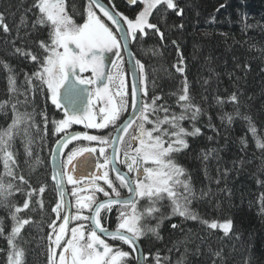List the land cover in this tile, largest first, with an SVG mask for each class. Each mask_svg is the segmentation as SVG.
<instances>
[{
    "label": "snow or ice",
    "instance_id": "1",
    "mask_svg": "<svg viewBox=\"0 0 264 264\" xmlns=\"http://www.w3.org/2000/svg\"><path fill=\"white\" fill-rule=\"evenodd\" d=\"M128 3L142 5L134 18L120 12L113 0H85L83 12L75 4L69 11L67 0H32L19 18L16 35L6 41L12 46L10 55L23 57L35 68L31 73L24 72L18 84L19 74L0 59V70L7 73L10 94L9 99L0 101V112L6 115L8 107L12 112L11 122L0 128V207L9 210L11 220L10 231L6 232L0 218V238L8 246L0 248V252L6 253L5 264H26L25 250L18 241H24L22 232L33 223V218L20 214L28 210L45 211L42 197L47 186L33 187L25 178L15 149L16 139L20 138L25 143V154L33 157L34 140L29 129L40 130L35 122L37 94L45 95L62 112V118L51 120L53 134L58 137L51 150L54 162L51 179L58 200L51 207L54 218L47 224L50 229L46 235L47 264H141L142 256L148 264H162L159 252L151 260L142 253L140 241L149 235L162 239L159 229L173 216L198 221L212 230L220 229L226 236L232 231L230 219L222 223L208 221L192 208L193 201L207 193L201 190L198 197L191 174L177 159L180 154H187L190 137L203 135L196 122L207 113L194 103L186 77L176 92L157 93L154 81L150 89L145 66L130 49V42L147 36L148 30L164 40L158 25L150 22L158 9L160 13L175 10L177 15L183 10L175 0H128ZM75 15L82 17L80 22ZM160 18L164 19L162 15ZM0 30L5 34L12 32L3 12ZM17 40L21 41L20 46ZM29 43L35 44L36 50L24 46ZM123 53L128 54L127 61ZM125 63L130 66V79ZM179 64H183L182 56ZM175 68L183 75V67ZM20 96L24 99H19ZM216 103L221 108L232 103L235 116L248 121L256 147L264 150V141L257 136L252 118L239 111L236 93L227 101L217 97ZM38 114L47 135V111ZM219 119L231 124L233 114L224 112ZM208 120V126L217 131L211 116ZM73 125L111 131L105 135L70 131ZM81 141L88 143H76ZM241 142L247 146L246 141ZM202 159L207 161L209 153L204 152ZM25 162L34 169L40 159L36 156ZM216 183H220L219 179ZM66 185L72 186L73 200H66ZM122 189L127 190V197H122ZM16 193L24 194L22 205L11 199ZM260 205L264 211V194ZM165 208L170 211H164ZM114 211L115 227L110 230L107 225ZM171 227L175 229L178 225ZM125 245L131 251L124 250ZM182 259L177 264H182Z\"/></svg>",
    "mask_w": 264,
    "mask_h": 264
},
{
    "label": "trees",
    "instance_id": "2",
    "mask_svg": "<svg viewBox=\"0 0 264 264\" xmlns=\"http://www.w3.org/2000/svg\"><path fill=\"white\" fill-rule=\"evenodd\" d=\"M175 2L183 10L181 15H177L175 10L160 13L158 9L150 20L164 33V40L148 30L147 36L133 42V49L145 66L150 89L154 81L155 92H176L186 77L194 103L207 113L196 122L203 135L190 137L187 154H180L177 159L191 174L198 197L201 190L207 193L202 199L194 200L192 208L208 221L222 223L230 219L233 228L226 236L220 229L212 230L198 221L173 216L165 220L159 229L162 239L157 240L149 235L142 240L143 247L149 260L159 252L162 264H177L182 258V264H264V211H261L260 205V198L264 194V150L256 147L248 121L235 116L232 103H225L222 108L216 103L217 97L227 101L232 93H236L239 111L252 118L257 136L264 141V0ZM31 3L32 0H0V12L5 14L12 29L10 34L0 30V59L7 61L19 74L18 84L23 80L24 72L31 73L35 65L23 57L10 55L12 46L6 41L16 35L19 18ZM67 3L69 11L71 5L75 4L82 12L83 0H67ZM27 15L32 18L31 13ZM161 15L164 19L160 18ZM74 18L78 22L82 19L80 15ZM23 31L21 29V35ZM16 44L20 46L21 41L17 40ZM24 46L36 50L33 43ZM180 56L183 57L182 65L179 64ZM176 65L183 67V75L176 71ZM6 76L7 73L0 70V101L10 96ZM19 99L23 100L24 97L20 96ZM35 105V122L40 130L29 129L34 140L31 146L33 157L25 154V143L20 138L16 139L15 149L20 171L25 178L33 187L47 186L42 197L45 211L28 210L20 214L31 216L33 223L22 232L27 242H18L25 250L26 264H47V224L52 218L50 210L53 204L48 159L56 138L51 124L56 111L45 95L37 94ZM27 107L28 111H32L31 106ZM44 109L49 118L47 135H44L43 121L38 114ZM224 112L233 114L231 124L227 121L222 123L219 119ZM11 116L10 107L6 115L0 112V128L11 122ZM208 116L212 117L211 123L217 131L208 126ZM185 126H188L187 121ZM208 137L213 139L209 140ZM242 140L247 142L246 147ZM213 149L215 151H211ZM204 152L209 153L207 161L202 159ZM36 156L40 163L33 169L25 161ZM217 179L219 184L216 183ZM11 199L22 205L25 196L16 193ZM32 206L38 207L35 204ZM164 211L170 209L165 208ZM0 218L4 220L5 231H10L9 210L0 207ZM172 224L178 227L173 229ZM7 247L6 240L0 238V248ZM165 257L168 259L165 260ZM5 262L6 253L0 252V264Z\"/></svg>",
    "mask_w": 264,
    "mask_h": 264
},
{
    "label": "flooded vegetation",
    "instance_id": "3",
    "mask_svg": "<svg viewBox=\"0 0 264 264\" xmlns=\"http://www.w3.org/2000/svg\"><path fill=\"white\" fill-rule=\"evenodd\" d=\"M105 2H106V0H105ZM113 2L115 3L116 8H117L120 12L124 13V14L127 15V16H128V15H131L132 12H135V10H133L134 8H135V9H139V8H140V4H139V3L136 4V5H133V6H128L126 3L121 2V0H113ZM126 6H128V7H126ZM135 6H136V7H135ZM121 7H122V8H121ZM125 7H126V8H125ZM133 7H134V8H133ZM129 12H131V13H129ZM128 13H129V14H128ZM131 44H132V42H131ZM131 46H132V45H131ZM123 56H124L125 61H127V60H126L125 53H123ZM124 67H125V70L128 71V78L130 79L131 76H130V74H129V70H128V65H127V63H125ZM127 115H128V113H125V114H124V117L126 118ZM71 130H74V131H75V130H79V131H81V132H87L88 134H100V135H105V134H107L109 131H111V129H104V130H99V131L96 130V129H85V128H83V127H77V126H74V125H73L72 129H70V131H71ZM76 143H78V144H87L88 142H86V141H81V142H76ZM70 147H71V145H70ZM65 152H67V149L65 150ZM124 170L126 171V169H124ZM71 188H72L71 185H66V200H73V199H74V198L71 197ZM53 193H54L55 195H54V197H53V204H52L51 207H53V206L55 205V203L57 202V200H58V196H57V193H56L54 187H53ZM121 194H122V197H127V196L129 195L128 192H127V190H125V189H122V190H121ZM98 195H99V198H100V199H103L102 194H98ZM71 211L74 212V211H75V208L73 207V208L71 209ZM54 215H55L54 213H51L52 218H54ZM52 218H51V219H52ZM107 226L109 227L110 230L114 229V227H115V211L113 212V216H112V218H110V220H109ZM49 231H50V229L48 228V232H49ZM142 240H143V239H142ZM142 240L140 241L141 249H142L144 255H147V256H148V254L146 253V251H145V249H144V247H143ZM113 243H118V242H113ZM123 247H124V250L131 251L130 249L127 248L126 245L123 246ZM46 251H47V240H46ZM46 257H47V252H46ZM144 264H148V261H145V260H144Z\"/></svg>",
    "mask_w": 264,
    "mask_h": 264
},
{
    "label": "bare ground",
    "instance_id": "4",
    "mask_svg": "<svg viewBox=\"0 0 264 264\" xmlns=\"http://www.w3.org/2000/svg\"><path fill=\"white\" fill-rule=\"evenodd\" d=\"M121 2H123V3H126L128 6H133V5H130L129 3H128V0H121ZM84 4H85V0H83V3H82V8H81V11L83 12V7H84ZM128 6H126V7H128ZM136 7V6H135ZM122 8V7H121ZM134 8V7H133ZM133 10H135V12H136V14H137V12L139 11V9H133ZM129 13H131V12H129ZM128 13V14H129ZM133 13V12H132ZM136 14H131V15H128V17L129 18H134V16L136 15ZM81 21V20H80ZM79 21V22H80ZM131 50H132V52L134 53V56L136 57V59H138V57H137V55H136V52H135V50L133 49V48H131ZM178 55H180V53H178ZM139 60V59H138ZM142 63V62H141ZM128 65V64H127ZM129 67V66H128ZM55 111H56V114H55V119H60V118H62V112H60V111H58V110H56L55 109ZM50 154V153H49ZM49 181H50V183L51 184H53L52 182H51V180H50V178H49ZM52 193H53V189H52ZM52 195V198L54 197V193L53 194H51ZM49 196H50V194H49ZM47 252V251H46Z\"/></svg>",
    "mask_w": 264,
    "mask_h": 264
},
{
    "label": "water",
    "instance_id": "5",
    "mask_svg": "<svg viewBox=\"0 0 264 264\" xmlns=\"http://www.w3.org/2000/svg\"><path fill=\"white\" fill-rule=\"evenodd\" d=\"M176 45V44H175ZM131 49V48H130ZM132 51V50H131ZM177 52L178 53H180V51H179V48H178V46H177ZM133 53V52H132ZM125 55H126V59L128 60L129 59V57H128V54L127 53H125ZM133 56H134V53H133ZM135 57V56H134ZM135 59H136V57H135ZM129 66V65H128ZM130 67V66H129ZM129 67H128V70H129ZM129 74H130V76H131V73H130V71H129ZM79 126V125H78ZM54 147H55V145H54ZM54 147H53V149H54ZM53 160H52V156H51V154H50V169H51V174H52V170H53ZM142 250V249H141ZM143 253V252H142ZM141 264H143V256L141 257Z\"/></svg>",
    "mask_w": 264,
    "mask_h": 264
},
{
    "label": "rangeland",
    "instance_id": "6",
    "mask_svg": "<svg viewBox=\"0 0 264 264\" xmlns=\"http://www.w3.org/2000/svg\"><path fill=\"white\" fill-rule=\"evenodd\" d=\"M141 8H142V5H140V8H139V10H141Z\"/></svg>",
    "mask_w": 264,
    "mask_h": 264
}]
</instances>
